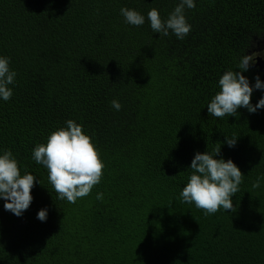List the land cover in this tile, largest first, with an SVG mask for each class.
I'll return each mask as SVG.
<instances>
[{
	"label": "trees",
	"instance_id": "1",
	"mask_svg": "<svg viewBox=\"0 0 264 264\" xmlns=\"http://www.w3.org/2000/svg\"><path fill=\"white\" fill-rule=\"evenodd\" d=\"M178 2L0 0V55L17 72L12 97L0 100V150L41 182L22 216L0 199V264H264V108L207 112L219 77L244 54L264 55V0H196L184 11V39L153 33L148 10L166 18ZM121 7L145 23L126 24ZM242 74L264 82L254 64ZM68 119L104 164L100 183L75 203L57 199L31 159ZM220 145L217 158L232 159L242 180L233 211L205 214L179 192L194 154Z\"/></svg>",
	"mask_w": 264,
	"mask_h": 264
},
{
	"label": "clouds",
	"instance_id": "2",
	"mask_svg": "<svg viewBox=\"0 0 264 264\" xmlns=\"http://www.w3.org/2000/svg\"><path fill=\"white\" fill-rule=\"evenodd\" d=\"M196 0H179L166 18H162L156 8L147 12V21L153 33L167 36L171 32L177 39H184L191 30L184 14L185 9L195 7ZM120 15L126 24L140 26L145 23V15L135 9L121 7ZM255 53V52H254ZM244 54L239 59L236 71L227 70L218 79L217 91L207 103V112L212 117L236 116L238 108H246L249 113L264 108V95L253 105L250 102L254 90H264V82L259 75L250 84L243 72L255 63L256 56ZM17 72L10 66V58L0 55V100L8 101L13 95ZM110 106L119 111L122 107L116 99ZM49 134L45 144H37L31 150V159L47 170V179L57 193V199L75 203L78 198L89 194L94 185L100 183L103 161L99 150L91 138L82 131V125L72 119L64 122ZM237 138L225 135L224 143L234 147ZM221 145L201 153L196 152L188 169L190 173L186 184L179 192L183 202L194 203L205 214L215 213L218 209L234 210L231 197L239 191L242 172L232 159L217 158ZM36 180L34 174L27 171L21 175L18 162L10 150H0V199L3 208L17 217L22 216L33 200L31 189ZM256 185H254L255 187ZM103 198L102 192L96 193V199ZM47 207L41 208L36 218L41 222L47 219Z\"/></svg>",
	"mask_w": 264,
	"mask_h": 264
},
{
	"label": "water",
	"instance_id": "3",
	"mask_svg": "<svg viewBox=\"0 0 264 264\" xmlns=\"http://www.w3.org/2000/svg\"><path fill=\"white\" fill-rule=\"evenodd\" d=\"M254 67H259L261 71H264V57L262 56H257Z\"/></svg>",
	"mask_w": 264,
	"mask_h": 264
},
{
	"label": "rangeland",
	"instance_id": "4",
	"mask_svg": "<svg viewBox=\"0 0 264 264\" xmlns=\"http://www.w3.org/2000/svg\"><path fill=\"white\" fill-rule=\"evenodd\" d=\"M256 55H258V56H260V55H261L262 57H264V55H263V54H260V53H259V54H256ZM256 55H255V56H256Z\"/></svg>",
	"mask_w": 264,
	"mask_h": 264
},
{
	"label": "flooded vegetation",
	"instance_id": "5",
	"mask_svg": "<svg viewBox=\"0 0 264 264\" xmlns=\"http://www.w3.org/2000/svg\"><path fill=\"white\" fill-rule=\"evenodd\" d=\"M260 69V68H259Z\"/></svg>",
	"mask_w": 264,
	"mask_h": 264
}]
</instances>
